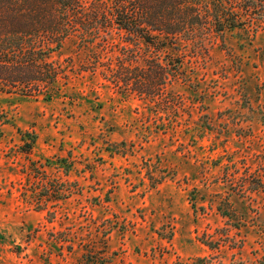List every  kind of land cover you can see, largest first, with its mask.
<instances>
[{
	"label": "rangeland",
	"instance_id": "rangeland-1",
	"mask_svg": "<svg viewBox=\"0 0 264 264\" xmlns=\"http://www.w3.org/2000/svg\"><path fill=\"white\" fill-rule=\"evenodd\" d=\"M126 38L66 41L50 55L67 75L50 98L0 93V264H81L88 251L105 264H231L236 251L202 243L221 234L244 240V259L262 255L264 195L240 185L264 181V19L225 47L206 36L159 52L163 64L183 56L188 83L156 99L108 78L104 66L156 55Z\"/></svg>",
	"mask_w": 264,
	"mask_h": 264
},
{
	"label": "trees",
	"instance_id": "trees-1",
	"mask_svg": "<svg viewBox=\"0 0 264 264\" xmlns=\"http://www.w3.org/2000/svg\"><path fill=\"white\" fill-rule=\"evenodd\" d=\"M258 19H264V0H0V93L20 92L23 96L50 98L60 90L61 81L67 80L63 66L52 61L50 55L70 40L78 41L80 48H103L108 36L116 31L125 34L128 40L143 41L156 55L143 60V66H132L135 60L128 57L118 61L116 68L104 66L108 78L115 86L140 97L156 99L170 81L188 83L182 77L183 56L173 55L163 64L159 52L167 47L179 52L189 44L200 48L206 36L215 37L225 47L227 33L248 31ZM4 119L2 126L10 123ZM25 136L21 138L22 151L28 153L35 136L29 139ZM59 161L65 165L62 167L67 175L66 160ZM249 178V182L245 180L240 186L264 195L261 177L249 175ZM49 215L52 220L54 214ZM222 215L231 218L226 212ZM236 229L239 231V227ZM211 239L208 236L202 243L212 252L226 245L236 251L234 256L240 260L235 261L233 256L231 264H264V250L260 256L254 250L252 259H244L243 239L235 240L228 234ZM81 264H105V259L88 251ZM176 264L223 262L210 255L188 263L179 260Z\"/></svg>",
	"mask_w": 264,
	"mask_h": 264
}]
</instances>
